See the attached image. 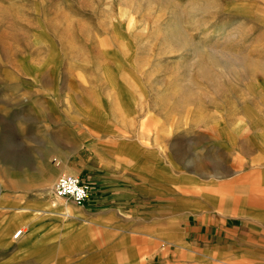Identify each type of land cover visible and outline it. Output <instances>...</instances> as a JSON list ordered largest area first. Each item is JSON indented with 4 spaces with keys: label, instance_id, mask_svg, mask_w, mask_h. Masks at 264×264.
Masks as SVG:
<instances>
[{
    "label": "rangeland",
    "instance_id": "obj_1",
    "mask_svg": "<svg viewBox=\"0 0 264 264\" xmlns=\"http://www.w3.org/2000/svg\"><path fill=\"white\" fill-rule=\"evenodd\" d=\"M256 136L264 0H0V221L20 219L12 206L52 213L75 140L228 185L254 181ZM3 250L0 264H42Z\"/></svg>",
    "mask_w": 264,
    "mask_h": 264
},
{
    "label": "crops",
    "instance_id": "obj_2",
    "mask_svg": "<svg viewBox=\"0 0 264 264\" xmlns=\"http://www.w3.org/2000/svg\"><path fill=\"white\" fill-rule=\"evenodd\" d=\"M258 138L244 146L246 161L257 162L250 166L254 181L245 169L234 171L228 185L189 181L171 164L162 172L147 152L124 155L72 141L62 165L91 184L89 199L77 204L62 197L52 213L9 206L20 219L0 221L3 263L36 256L42 264H264V140ZM22 224L30 229L13 235L20 243L12 249L9 232Z\"/></svg>",
    "mask_w": 264,
    "mask_h": 264
},
{
    "label": "built area",
    "instance_id": "obj_3",
    "mask_svg": "<svg viewBox=\"0 0 264 264\" xmlns=\"http://www.w3.org/2000/svg\"><path fill=\"white\" fill-rule=\"evenodd\" d=\"M53 191L57 197L70 198L77 204H83L90 197L91 184L83 181L79 175L62 174L57 179ZM21 232L22 230L18 229L15 237Z\"/></svg>",
    "mask_w": 264,
    "mask_h": 264
},
{
    "label": "bare ground",
    "instance_id": "obj_4",
    "mask_svg": "<svg viewBox=\"0 0 264 264\" xmlns=\"http://www.w3.org/2000/svg\"><path fill=\"white\" fill-rule=\"evenodd\" d=\"M241 57H242V56H241ZM247 60H248V59H247ZM241 61H242V60H241ZM243 61H244V60H243ZM53 175H54V174H53ZM50 179H51V178H50ZM49 181H50V180H49ZM49 181H48V182H49ZM45 183H46V182H45ZM52 203H53V202H52ZM54 203H55V202H54ZM21 230H22V232L24 231V229H21ZM22 232H21L18 236H20V235L22 234ZM23 234H24V233H23ZM18 236H17V237H18ZM14 237H15V236H14Z\"/></svg>",
    "mask_w": 264,
    "mask_h": 264
}]
</instances>
